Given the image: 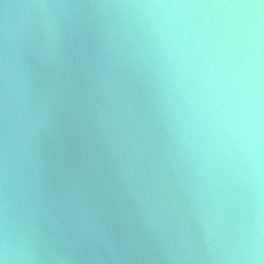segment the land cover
<instances>
[{"label": "clouds", "instance_id": "clouds-1", "mask_svg": "<svg viewBox=\"0 0 264 264\" xmlns=\"http://www.w3.org/2000/svg\"><path fill=\"white\" fill-rule=\"evenodd\" d=\"M0 264H264V0H0Z\"/></svg>", "mask_w": 264, "mask_h": 264}]
</instances>
